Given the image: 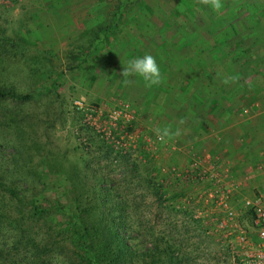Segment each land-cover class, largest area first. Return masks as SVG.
Masks as SVG:
<instances>
[{"label": "rangeland", "instance_id": "1", "mask_svg": "<svg viewBox=\"0 0 264 264\" xmlns=\"http://www.w3.org/2000/svg\"><path fill=\"white\" fill-rule=\"evenodd\" d=\"M104 1L109 3L102 8L107 11L119 0ZM177 1L149 0L154 10L149 22L155 24L160 21L158 17H167L173 9L176 11L175 8H179ZM244 1L226 0L222 13L234 11ZM246 2V8L228 17L229 25L226 28L231 31V25H235L238 31H243L247 28V21L252 17L258 19L259 24L254 27L255 30H250L253 34L248 39H252L250 46L253 47L256 34L259 36L251 58L255 60L262 55V59L253 68L259 72L255 77L251 76L247 86L241 80L238 85L254 93V96L257 94L255 97L259 98L264 96V0ZM101 4L100 0H0V88L30 96L25 101H0V144H3L0 148V175L7 179L6 183H11L10 179L30 172L32 178L27 180V184L18 182L20 188L17 189L24 191L27 198L37 196V203L45 207L55 205L59 198L62 203H66V192L68 190V194L73 196L74 183L79 184L84 179L90 186L94 184V176L108 174V169L104 168L108 160L99 157L102 156L99 149L103 142L112 146L114 154L117 151L122 155L129 154L132 160L139 162H145L143 150L150 153L151 158L158 159L161 165L158 181L165 189L170 193H186L174 200L175 206L196 208L195 217H204V226L212 240L207 241V234L205 238V234L193 230L194 225L191 224L187 234V246L197 247L199 258L196 263L241 264L233 256L230 244L216 232L215 216L220 209L213 198H208L213 182L208 177L201 178L198 169L193 168L192 174L189 173L193 167L192 158L207 155L223 175L228 172L221 165L217 147L219 140H222L221 133L227 135L226 131H231L232 127L242 121L240 111L246 110L248 104L245 92L237 93L234 99L233 89L230 88L233 83H224L222 77H216L218 85L228 91L226 94L229 99L223 104L224 108L231 106L232 113L229 116L221 115L225 112L213 117L210 115L206 134L191 136L188 127L180 134H172L171 138L162 136L158 131L161 129L157 127L159 117L168 110L170 102H161L164 109L157 107L155 95L158 92L154 94L149 89L144 91L137 80L129 84L121 74L120 77L110 78L111 58H103L100 63L93 54H89L87 36L84 38L81 34L88 26L85 23L95 21L100 13L94 10V6L99 7ZM53 81H56L55 84ZM189 90L192 91V86ZM260 91L263 92L261 95ZM74 100L102 110L103 119L107 123L105 130L99 125L103 121L96 120L95 124V121L76 110ZM107 115H120V118L113 120ZM3 120H8V123L4 124ZM159 136L162 138L160 141L157 140ZM89 137L93 138L95 146ZM82 158L91 163L85 178H82L85 175L80 170L84 166ZM187 170L189 173L185 174ZM40 171L44 173L36 175ZM111 175L113 179L119 178V174ZM179 176H182V180L178 179ZM229 178L227 173L225 179ZM257 190H240L230 200V205L240 211L244 198L264 194V191ZM187 197L192 201L191 204L187 202ZM153 199L148 194L142 206L146 216L155 215L156 208H152L150 214L147 208V205H152ZM201 210H206L208 216H202ZM178 219L188 222L189 217L179 215ZM244 220L241 222L246 229L253 231L247 224L248 219ZM53 263L58 264L56 261Z\"/></svg>", "mask_w": 264, "mask_h": 264}, {"label": "trees", "instance_id": "2", "mask_svg": "<svg viewBox=\"0 0 264 264\" xmlns=\"http://www.w3.org/2000/svg\"><path fill=\"white\" fill-rule=\"evenodd\" d=\"M100 1L99 7L94 6L100 13L95 21L87 20L88 26L81 34L87 36L89 54L100 63L103 58H111L110 78L120 77L124 67L137 56L155 57L163 78L159 83L149 85L135 76L122 77L129 84L137 80L144 91L158 92L157 107L164 109L161 102H170L157 126L168 130L167 137L188 127L191 136L206 134L210 115H230L233 109L224 108L223 104L229 99L228 91L218 85L216 77L233 83L230 88L234 99L241 91L249 94L238 81L247 86L251 76L259 72L253 68L262 55L251 60L259 36L256 34L253 47L252 39H248L253 34L250 30L259 24L258 19L252 17L243 31L235 25H231V31L226 28L228 17L246 8V0L234 11L224 13L226 0H220L218 9L207 0H178L179 8L167 17H158L160 21L155 24L149 22L154 15L149 0H119L107 11L102 8L109 3ZM150 24L155 25L153 29ZM27 98L30 96L0 88L1 102ZM89 140L96 145L93 138ZM101 147L99 157L108 160L104 168L109 175L94 176L90 186L84 179L80 185L74 183L73 196L68 190L64 194L68 196L66 203L59 198L55 205L44 207L37 203V196L25 197L24 191L17 189L18 182L27 184L32 178L30 172L10 179L11 183L0 175V264H197V247L187 246L190 224L205 238L207 234V241L212 237L208 236L211 234L204 226V217H195L196 208L175 206L174 200L186 193L165 189L158 181L161 165L150 153L142 150L146 159L139 162L129 154H114L112 146L104 142ZM81 160L84 166L80 170L83 175L88 174L91 163L86 158ZM111 173L119 174V178L113 179ZM178 179L182 180V176ZM148 194L154 197L152 205H147L148 212L156 208L155 215L144 214L142 206ZM187 202L192 203L189 197ZM179 215L189 217L188 222L180 221ZM247 215L242 216L243 221H250Z\"/></svg>", "mask_w": 264, "mask_h": 264}, {"label": "built area", "instance_id": "3", "mask_svg": "<svg viewBox=\"0 0 264 264\" xmlns=\"http://www.w3.org/2000/svg\"><path fill=\"white\" fill-rule=\"evenodd\" d=\"M73 106L76 110L88 116L89 120L95 121V124L96 120H99V122L103 121L99 125L100 127L103 126L105 130L107 123L106 119H103L104 113L102 110L85 105L80 100H74ZM118 116L107 115L109 119L112 118L113 120H119L120 115ZM112 139H115V137H112ZM161 139L160 136L157 137V140L160 141ZM192 161L193 167L190 173L189 170L185 173L192 174L193 168H195L199 170L198 175L201 178L208 177L213 182V187L210 189V197L208 198H213L216 201L217 208L220 209L215 216L216 232L220 233L223 240L230 244L233 255L235 259H239V263L264 264V194L260 193L244 198L241 202L242 208L237 211L230 205V200L240 191V184L230 178V180H226L227 173L223 175L216 167L217 164L210 161L208 155L203 158H192ZM207 214L206 210H201L202 216H208ZM243 215H247L250 218L247 224L253 231H248L240 221V216Z\"/></svg>", "mask_w": 264, "mask_h": 264}, {"label": "crops", "instance_id": "4", "mask_svg": "<svg viewBox=\"0 0 264 264\" xmlns=\"http://www.w3.org/2000/svg\"><path fill=\"white\" fill-rule=\"evenodd\" d=\"M262 93L260 91V95ZM245 96L248 104L246 110L240 111L242 121L231 131L224 130L227 135L221 133L217 152L221 165L227 168L230 178L240 184L241 191L254 188L264 191V183H261L264 181V96L258 98L254 93Z\"/></svg>", "mask_w": 264, "mask_h": 264}, {"label": "clouds", "instance_id": "5", "mask_svg": "<svg viewBox=\"0 0 264 264\" xmlns=\"http://www.w3.org/2000/svg\"><path fill=\"white\" fill-rule=\"evenodd\" d=\"M207 2L213 8H220V0H207ZM123 76H135L146 84L155 85L161 80V72L159 65L155 59L150 54H145L143 56H137L133 58L126 67L123 69ZM162 136H167L168 130H158Z\"/></svg>", "mask_w": 264, "mask_h": 264}]
</instances>
